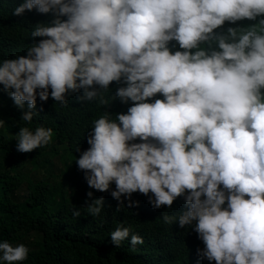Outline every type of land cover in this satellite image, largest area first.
<instances>
[{
  "label": "clouds",
  "instance_id": "obj_1",
  "mask_svg": "<svg viewBox=\"0 0 264 264\" xmlns=\"http://www.w3.org/2000/svg\"><path fill=\"white\" fill-rule=\"evenodd\" d=\"M33 9L51 17L32 25L29 35L42 39L0 60V86L23 110L20 120L32 121L37 98L60 106L76 93L98 105L117 98L126 112L103 111L88 147L76 148L87 186L114 184L117 212L136 203L135 192L153 208L182 197L185 210L160 219L191 228L204 245L198 257L264 264V0H23L11 14ZM242 20L255 23L214 31ZM52 131L20 126L15 148L42 147ZM102 200L86 201L87 214L99 215ZM109 237L117 248L126 238L133 251L143 244L130 227ZM27 254L0 241L3 264Z\"/></svg>",
  "mask_w": 264,
  "mask_h": 264
},
{
  "label": "trees",
  "instance_id": "obj_2",
  "mask_svg": "<svg viewBox=\"0 0 264 264\" xmlns=\"http://www.w3.org/2000/svg\"><path fill=\"white\" fill-rule=\"evenodd\" d=\"M22 2L0 0V60L24 55L28 44L42 39L29 35L32 25L51 18L35 9L12 15V9ZM253 23L225 22L214 31ZM114 85L110 82L109 89L100 94L107 98L114 93ZM77 95L69 96L64 106L52 98L43 102L37 98V114L26 124L20 120L23 110L0 86V241L28 248L25 260L15 264H209L198 257L197 248L204 245L191 228H181L175 222L165 224L160 219L162 213L171 215L185 210L182 197L170 206L153 208L145 195L135 192L130 200L136 203L130 205L122 197L123 204L117 212L118 202L109 194L114 184L104 192L87 186L75 164V157L79 156L76 148L83 151L88 147L85 137L93 119L103 111L126 112L127 105L117 98L106 105L81 102ZM20 126L30 130L49 127L53 130L51 139L30 152H18L15 134ZM87 191H92L91 198L86 197ZM98 197H103V209L92 217L84 209L86 201L90 203ZM74 207L80 208L81 216L72 217L70 210ZM117 225L130 227V234L141 236L143 244L136 245L133 251L126 238L119 248L114 246L109 233Z\"/></svg>",
  "mask_w": 264,
  "mask_h": 264
}]
</instances>
